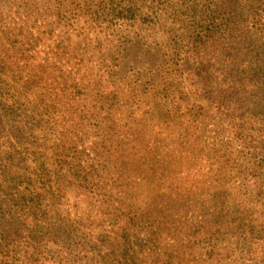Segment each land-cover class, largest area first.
I'll return each instance as SVG.
<instances>
[{"label":"trees","instance_id":"16d2710c","mask_svg":"<svg viewBox=\"0 0 264 264\" xmlns=\"http://www.w3.org/2000/svg\"><path fill=\"white\" fill-rule=\"evenodd\" d=\"M169 1L0 0V264H152L144 252L160 229L145 226L160 218L135 195L154 182L148 173L155 170L138 155L152 130L143 128L144 113L153 111H135L145 96L160 93L163 106L174 97L165 86L143 84L147 73L156 76L151 70L120 87L119 52L109 46L123 27L153 28L160 14L180 12ZM197 12L194 29L160 66L163 75L180 67L191 95L264 173V0H209ZM158 119L175 122L163 113ZM202 216L182 233L183 248L193 252L186 264H236L207 237L199 240L210 214ZM261 216L254 235L241 233L257 235L260 242L245 251L256 260L237 264H264V209ZM209 218L212 225L222 219L217 212ZM167 252L154 264H182L177 248Z\"/></svg>","mask_w":264,"mask_h":264},{"label":"rangeland","instance_id":"374dc122","mask_svg":"<svg viewBox=\"0 0 264 264\" xmlns=\"http://www.w3.org/2000/svg\"><path fill=\"white\" fill-rule=\"evenodd\" d=\"M172 1L177 5L173 8L180 12L160 14V22L153 28L139 22H135L132 28L123 27L109 46L110 54L119 52L120 62L115 72L120 77V87L124 88L138 71L151 70L156 76L147 73L148 79L143 77V84L165 86L170 90V97H174L172 104L163 106L160 93L152 98L145 96L135 111L136 115L153 111L150 116L144 113L147 120L142 126L147 133L152 129L147 136L149 140L157 133L155 142H158L156 145L148 140L149 145H144L138 154L145 155L147 169L155 171H149L148 180L154 182L140 187L141 193L135 195V203L140 207H151L154 215L160 218L154 225L151 222L145 226L146 232L158 230L157 227L160 230L144 256L147 263L154 264L157 254L177 248L179 257H183L182 264L189 262L193 252L183 248L187 243L182 233L201 222L200 217H205L202 216L203 211H207L210 216L217 212L222 219H217L216 226L212 225L213 218L206 217L201 225L204 228L198 233L199 240L207 237V243L214 245L215 253L220 252L237 263H250L256 260L257 255L253 252L248 260L245 251L260 241L257 235L254 237L256 241L245 240L241 233L254 235L261 224L264 173L252 168L254 162L247 160L250 151L233 139L226 123L219 121L205 102H197L191 95L188 83L177 75L180 67L176 72L170 69L171 74L163 75L160 66L170 61L175 40L186 38L191 33L198 18L197 11L201 6L209 5V0H184L183 8L181 2ZM165 5L164 2L160 8ZM120 98L119 111H125L124 96ZM161 113L175 119V122L166 126L158 119ZM185 136L189 139L184 140ZM138 175L142 177L140 173ZM237 219L241 221L240 229L233 230L234 223L238 225ZM225 221L230 222L229 227L232 228H226ZM142 236L144 232L139 239L143 240ZM223 261L231 263L228 258L221 260V264H225Z\"/></svg>","mask_w":264,"mask_h":264}]
</instances>
